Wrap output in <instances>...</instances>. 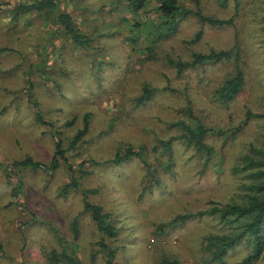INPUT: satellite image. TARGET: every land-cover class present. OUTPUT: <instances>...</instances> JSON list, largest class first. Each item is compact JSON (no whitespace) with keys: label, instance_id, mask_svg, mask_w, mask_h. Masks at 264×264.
<instances>
[{"label":"rangeland","instance_id":"obj_1","mask_svg":"<svg viewBox=\"0 0 264 264\" xmlns=\"http://www.w3.org/2000/svg\"><path fill=\"white\" fill-rule=\"evenodd\" d=\"M33 1L0 0V264H51V251L61 249L82 264H105L102 239L115 249V264H157L163 257L178 264H237L250 252L244 239L222 262L211 261L205 249L207 236L228 231L218 218L161 225L179 213L240 200L244 183L252 181L234 167L251 145L264 141V0H178L206 16L232 18V24L210 26L188 15L161 36L155 0L134 15L130 0H62L92 38L89 48L75 46L41 12L14 16L17 5ZM220 49L238 53L244 75L230 102L219 101L215 91L234 74L233 60L180 72L166 61ZM144 85L155 91L137 104ZM188 107L205 125L229 130L207 137L214 146L209 157L174 139L179 131L173 123L189 121ZM36 110L55 127L36 122ZM86 113L88 131L66 153L75 168L86 161L89 173L78 188L64 190L70 175L63 163L48 172L12 167L27 156L49 163L56 131L66 148ZM165 139L172 141L170 153L151 151ZM139 146L151 179L136 157L105 162ZM84 192L115 221L114 238L84 212ZM254 264H264V251Z\"/></svg>","mask_w":264,"mask_h":264},{"label":"trees","instance_id":"obj_2","mask_svg":"<svg viewBox=\"0 0 264 264\" xmlns=\"http://www.w3.org/2000/svg\"><path fill=\"white\" fill-rule=\"evenodd\" d=\"M148 0H130L129 7L132 14H137L147 3ZM222 2L224 0H218ZM157 3L156 11L160 26L157 27L158 33L163 35L166 32H172L181 18L188 15H194L198 18L201 24H208L210 26H222L232 24V18L218 19L206 16L195 9H186L178 0H155ZM197 2V1H196ZM197 6V5H196ZM37 11L45 15L49 23H52L57 30L67 36L70 41L78 48H89L92 46V38L82 32L76 25V21L72 14L63 9L62 0H34L30 4H19L14 8V16L17 18L20 14L27 11ZM199 33L197 34V36ZM3 49H0L2 51ZM240 56L234 49H220L211 50L209 52H192L189 60L182 61L180 59H172L166 57L169 65L175 67L179 72L188 68H195L204 64H214L225 62L229 60L234 61L235 71L231 77L225 78L221 85L215 91L216 98L221 102L232 101L242 90L244 84V75L239 65ZM31 81L29 86L31 88ZM155 90L144 85L142 93L137 97L136 103L142 104L147 101ZM38 108L36 101H33ZM186 118L176 120L173 125L178 129L179 135L174 137L187 146L191 147L195 153H201L203 156L209 157L214 152V146L209 144L206 139L209 136H220L228 134V129L215 128L205 125L199 118H197L191 109L186 110ZM246 117L252 116V113L247 109ZM89 113L83 116V126L77 130L75 135L70 139L66 148L62 147V141L58 137L59 133L56 131V142L54 154L49 163L34 160L31 156H27L20 160L13 161L12 167L21 169L29 168L30 170L51 171L57 169L62 165L66 166L69 172V182L65 184L64 190L70 188L75 189L80 186L79 179L86 176L87 171L84 166L86 161L78 163L77 168L73 166L66 156L67 151H74L77 149L79 142L86 135L88 131ZM36 122L42 125L54 128L55 125L47 121L39 110L35 112ZM73 124V121L66 122V125ZM172 149L171 139L159 140L151 151L160 152L164 154L170 153ZM144 155V147L139 146L134 149L128 147L123 153L116 152L112 159L105 162L117 164L122 160L136 157L143 162L144 170L147 172V178L151 179V171ZM93 163L97 161L91 160ZM169 164L168 167L169 168ZM236 172H245V175L252 181L244 183L245 193L242 194L240 200L217 205L213 204L208 209H200L193 212L179 213L172 217L169 221L163 223L161 226H173L175 224H183L184 222L210 216L218 218L221 223L228 227V231L221 234H211L205 238V249L209 252V258L213 262H222L226 253L234 248L241 240H245L250 246V252L237 264H254L258 261L264 251V141L260 147L251 145L248 151L242 157V162L234 167ZM150 187L149 185H146ZM88 192H94L90 190ZM17 189L12 187V194L16 195ZM86 192L83 193V210L88 213L91 220L94 222L97 230L107 238H114L117 235V227L115 221L110 215L104 212L101 205L87 200ZM74 232L77 231L76 219L72 223ZM100 247L105 251V264H115V249L109 247L104 240L100 242ZM51 264H82L75 255L67 249L60 251L52 250L49 255ZM157 264H178L175 259L163 257Z\"/></svg>","mask_w":264,"mask_h":264}]
</instances>
